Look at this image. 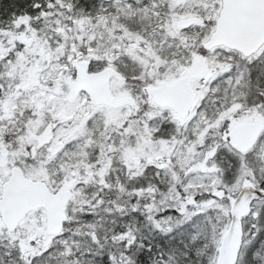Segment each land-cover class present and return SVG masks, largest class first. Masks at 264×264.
Here are the masks:
<instances>
[{"label":"snow or ice","instance_id":"1","mask_svg":"<svg viewBox=\"0 0 264 264\" xmlns=\"http://www.w3.org/2000/svg\"><path fill=\"white\" fill-rule=\"evenodd\" d=\"M0 264H264V0H0Z\"/></svg>","mask_w":264,"mask_h":264}]
</instances>
